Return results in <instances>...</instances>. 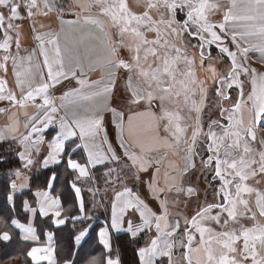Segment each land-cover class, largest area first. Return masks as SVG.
Instances as JSON below:
<instances>
[{"label":"snow or ice","instance_id":"snow-or-ice-1","mask_svg":"<svg viewBox=\"0 0 264 264\" xmlns=\"http://www.w3.org/2000/svg\"><path fill=\"white\" fill-rule=\"evenodd\" d=\"M53 17L56 30L42 22ZM252 52L264 65V0H0V168L10 205L0 242L18 229L34 242L31 264H61L56 232L44 230L41 242L35 221L71 225L79 244L92 228L87 192L92 209L106 201L110 210L98 233L103 264H122L113 231L138 245L134 264H264V70ZM121 75L126 109L111 103ZM62 162L71 178L54 195L50 166ZM182 198L186 208L196 201L190 215L173 211ZM73 255L62 264H75Z\"/></svg>","mask_w":264,"mask_h":264},{"label":"trees","instance_id":"trees-1","mask_svg":"<svg viewBox=\"0 0 264 264\" xmlns=\"http://www.w3.org/2000/svg\"><path fill=\"white\" fill-rule=\"evenodd\" d=\"M6 145L0 146V150H2ZM13 166H19L18 164ZM53 170H56L59 173V179L56 182L55 188L56 191L59 189H65L67 188L66 179H70L71 177H66V174L64 173V165L63 162L61 165L52 166ZM6 170L3 168H0V216H3L5 218H8L10 214V205H8L5 201V182L7 181L8 177L4 175V172ZM43 173H46L50 175L48 170H42ZM39 181L33 182V189L35 188L36 184H38ZM25 194L28 193V191H24ZM17 210H16V216L22 221H26V217L29 216V213H25L22 210L21 207V201L22 197L20 193H17ZM28 198H31L30 196ZM63 199V197H62ZM66 205H69L72 203L71 200L64 202ZM90 203V202H89ZM36 225L40 231H44L46 228H49L50 223L48 219H43L41 217H38V221L36 222ZM52 227V226H51ZM50 227V228H51ZM96 226L92 228V233L90 234L89 238L91 240H94L96 237ZM71 225H69L67 228H61L60 230H55L56 232V239L58 244V257L68 258V254L71 252L73 253V233L70 231ZM11 232L13 234V240L10 243H3L0 242V262H3V264H31V259L26 256L27 250L30 249L32 246V243L29 241H22L20 239V230L12 228ZM114 242V248L118 247L120 250V256L122 260V264H134L136 257L134 255V248L138 245L135 242H131L129 240V237L126 233L118 234L113 237ZM144 242L143 237L140 238V245H142ZM77 253H79L77 251ZM85 254V253H84ZM71 258V257H70ZM79 256L75 258L76 264L79 263Z\"/></svg>","mask_w":264,"mask_h":264},{"label":"crops","instance_id":"crops-1","mask_svg":"<svg viewBox=\"0 0 264 264\" xmlns=\"http://www.w3.org/2000/svg\"><path fill=\"white\" fill-rule=\"evenodd\" d=\"M129 4H130V6L134 7V0H130ZM65 18L66 19H70V18H74V17L66 16ZM42 22L45 23L46 25H50L54 30L59 28V22L55 19V17H53L50 20H48V19L42 20ZM62 42H63V39H62ZM22 44H23L24 47H28V46H30L32 44V38H31L30 31H29V25H28L27 22H23ZM250 55L252 56L253 66L257 67L260 70H264V65H261L256 59V57L259 54L257 52H252V53H250ZM99 75H100L99 72L93 73L91 78L96 79V78L99 77ZM204 76H205V74L201 73V77L204 78ZM125 79H126L125 75H121L120 78H119V83H118V85H117V87L115 89L114 98L111 101L113 107H118V108H122V109H126L127 108V105L125 104V89H124ZM64 83H65V85L67 87H71V86L75 85V81H72L71 83H68V82H64ZM58 89L59 90L56 92L57 96H59L61 94V91L64 90V89H60V86H58ZM3 106H5V105L4 104H0V107H3ZM28 111L31 113L32 111H34V109L29 108ZM106 119L107 120L111 119V114L110 113L106 114ZM21 120H23V117H21ZM6 122H7V117L0 115V125L4 124ZM52 127L55 128L56 126L54 125ZM109 127L111 129V125H109ZM21 130H23V129H21ZM46 131H51V129L46 130ZM259 135H264V131L260 132ZM48 139H51V136H49ZM52 166H55V165H51L50 167H52ZM24 191H28V190L25 189ZM53 194L54 195L56 194V188H55ZM141 194L144 195L145 197H147V195H148L143 189H141ZM84 196L90 202V203H88V208H89V211L91 212V214L93 216V219L91 221H89L88 223L92 224V228L94 226H96V228H95L96 237H95L94 240H91L89 238L90 234L92 233V228H91L89 230L88 235L83 240H81V242L79 244H76L75 241H74V238H73V244H74L73 253H75V255L71 256V259H73L75 261V264H76L75 258L77 256H79V259H78L79 263H77V264H87V261L89 259H91L92 257H99L101 259V261H102V264H103V262L106 261V258H107V255H106L107 250L104 248L103 244L100 243L98 233H99L100 227H102L104 225L105 221L110 217V210L108 209V204H107L106 201L104 202V206L103 207H97L95 209H92L91 208V196H90V194L85 192ZM97 199H100V197L98 196ZM148 199H149L150 203H154V202L151 201L150 197H148ZM69 205H66L64 203V207H66V208ZM176 210L187 212V211H189V206H187V208H186L184 202H182V203L180 202L179 206L177 208L173 209L174 212ZM38 217H37V219L35 221V226L36 227H37L36 222L38 221ZM43 219H48V218H43ZM21 222L22 223H26V221H22V220H21ZM50 227H51V225L49 226V228H46L45 230L55 231L54 227H51V228ZM78 227H79V225H78ZM37 229H38V227H37ZM42 232L43 231H40L38 229V233L41 234V242H44V241H46V237L42 234ZM122 233L123 232L117 233V232L113 231L111 233V235H112V238H113L115 235L122 234ZM73 237H74V233H73ZM29 242H31L32 246H34V242H32V241H29ZM55 243H56L57 249H58V244H57V239L56 238H55ZM77 251L79 253H77ZM114 254L115 253H113V255ZM57 258H58V260L61 261V264H62V259L59 258V257H57ZM174 259H176L177 261L179 260V252H177V255L174 257ZM165 264H166V261H165Z\"/></svg>","mask_w":264,"mask_h":264},{"label":"rangeland","instance_id":"rangeland-1","mask_svg":"<svg viewBox=\"0 0 264 264\" xmlns=\"http://www.w3.org/2000/svg\"><path fill=\"white\" fill-rule=\"evenodd\" d=\"M130 1V0H129ZM192 42L193 43H196V39H194L193 38V40H192ZM213 55H215V52H216V50H215V48H213ZM193 181H195V178H193ZM199 187H200V191H201V202L203 201V189H204V184L203 183H201L200 185H199ZM208 200L209 201H211L212 200V195H211V190H209V192H208ZM183 202V198L181 199V203ZM189 211H187V212H185V211H183V212H185L186 214H191L192 212H193V210L196 208V201L195 200H193L189 205ZM176 211H178V210H176ZM0 264H3V262H0Z\"/></svg>","mask_w":264,"mask_h":264},{"label":"flooded vegetation","instance_id":"flooded-vegetation-1","mask_svg":"<svg viewBox=\"0 0 264 264\" xmlns=\"http://www.w3.org/2000/svg\"><path fill=\"white\" fill-rule=\"evenodd\" d=\"M211 49H213V48H215V46L214 45H211V46H209ZM216 50V49H215ZM216 51H218V50H216Z\"/></svg>","mask_w":264,"mask_h":264},{"label":"water","instance_id":"water-1","mask_svg":"<svg viewBox=\"0 0 264 264\" xmlns=\"http://www.w3.org/2000/svg\"><path fill=\"white\" fill-rule=\"evenodd\" d=\"M215 46V45H214Z\"/></svg>","mask_w":264,"mask_h":264}]
</instances>
